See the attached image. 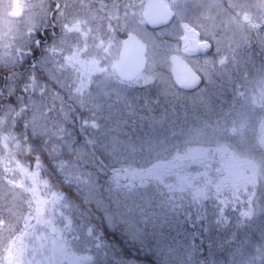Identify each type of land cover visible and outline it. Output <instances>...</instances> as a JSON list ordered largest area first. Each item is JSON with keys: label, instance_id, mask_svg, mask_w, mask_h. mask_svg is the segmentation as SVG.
I'll use <instances>...</instances> for the list:
<instances>
[{"label": "trees", "instance_id": "obj_1", "mask_svg": "<svg viewBox=\"0 0 264 264\" xmlns=\"http://www.w3.org/2000/svg\"><path fill=\"white\" fill-rule=\"evenodd\" d=\"M246 35L194 58L210 71L192 91L162 65L127 96L105 99L93 79L70 93L54 79L71 77L75 38L48 59L50 39L32 44L60 75L0 64V264H264V45ZM202 128L150 159L121 148Z\"/></svg>", "mask_w": 264, "mask_h": 264}, {"label": "rangeland", "instance_id": "obj_2", "mask_svg": "<svg viewBox=\"0 0 264 264\" xmlns=\"http://www.w3.org/2000/svg\"><path fill=\"white\" fill-rule=\"evenodd\" d=\"M58 1H61L64 5L63 12L70 5V0ZM165 1L177 11L174 21L169 26L157 31H149L144 26L142 27L132 24L131 29H129L130 31L137 33L148 46L147 56L149 68L147 70L149 73L141 75L132 83L124 84L116 79L113 71L119 48L118 41L114 44H109L108 41H103L98 47L93 49L94 52L92 49L90 51L87 49L84 50L85 53L82 55L76 50L80 47L76 41L72 48L74 51L68 56L73 62L69 60L66 65L71 71V77H67L63 80L54 79L56 84L63 89L64 86L62 81L66 80L67 88L69 90L68 92L76 94L77 90L84 88V80L93 79L96 89L100 92L101 97L109 99L112 97L117 98L120 96H127L132 86L153 80V77L151 78V76L155 77L156 74L151 73V66L155 68L163 65L169 70L167 58L170 54H178L177 44L173 38L177 39V36L182 35L181 26L198 29L197 31H199L200 37L202 39L210 40V46H213L214 44V48L225 47L228 40L231 41L229 43L234 46L243 43L245 42L243 39L248 37L246 32L255 34L258 37V40L262 39L264 45V0ZM229 7L237 10V12L234 14L233 11L229 10ZM34 9L38 10L36 8V3L33 6L31 0H0V64L18 66L22 64L23 60L26 61V58H28L30 42L27 37L29 36L31 28L33 24H35L37 18L33 13L35 11H32ZM17 11L23 13V16L20 19L7 16L9 12ZM71 24L78 26L81 31L83 30V27L88 25L86 20H82L81 22L73 21ZM78 34L79 33L73 34L76 40H79L77 37ZM162 37H169L172 41L170 42L166 40L161 42L160 38ZM70 43L73 42L70 40L69 44ZM54 48V45H52L47 49L50 58L55 54ZM181 49L183 50V48ZM188 61L202 76L203 80L205 82L208 81V72L210 69L203 68V66L196 62L192 57L188 58ZM224 62L225 60L221 59L223 65ZM46 63L47 62L44 61V59L38 60L36 61V66L43 68L44 70H51L49 72L50 75L52 72L54 76L61 74V66L53 67L52 70V66L56 65L53 63L51 66V64L48 65ZM30 76L32 77V73ZM64 90L67 89L64 88ZM11 91L12 89L5 88L2 90V93H11ZM158 91L160 90L158 89ZM162 92H164V90L160 91V93ZM34 93L35 90L32 86H28L24 89V95L26 96L32 97ZM2 117L3 113L0 115L1 119ZM193 138L197 140H205V129H196L194 131L184 132V134L178 133L167 136L151 143H144L142 147L133 148L132 144L127 143L125 147L121 146V148L122 150L126 149L127 153H129L128 155L133 156V158L143 160L156 157L160 151L175 143L178 144L179 142L192 140ZM118 147L119 146L116 145V148ZM43 211L44 206H39L35 209V215L32 216L33 225L39 223L38 217ZM84 261V259H80L74 261L72 264H84Z\"/></svg>", "mask_w": 264, "mask_h": 264}, {"label": "flooded vegetation", "instance_id": "obj_3", "mask_svg": "<svg viewBox=\"0 0 264 264\" xmlns=\"http://www.w3.org/2000/svg\"><path fill=\"white\" fill-rule=\"evenodd\" d=\"M47 1V7L42 13L40 10H32L36 12L33 13L37 16L36 22L31 28L29 40L28 66L32 70L36 67V61L42 60L44 57V54L40 52L39 55H35L34 44L38 49H41L40 46H46L50 39L51 41L49 42L51 44L49 48L54 45V50H57L59 49L57 44L64 43L65 45L63 46L67 47L68 41L75 38L73 34L79 33L77 36L79 40H77V42L80 47H83V50H85L84 48L89 42H97V45H99L103 41H108L109 44H114L118 41L120 47L122 39L125 38L128 33H134L139 37L137 33L129 30L132 24L144 26L148 29L142 20V7L145 0H70V5L64 12V5L61 1ZM163 1L174 11L173 22L177 11L173 9L167 1ZM82 20H86L88 24L86 27H83L82 31L79 30L78 26L71 24L73 21L81 22ZM59 22L60 25L57 24ZM181 27L182 38L180 35L177 36V39L173 38L177 44L178 54L170 55L180 56L189 63L188 58H196L198 54L202 53L201 50L194 47L191 39H196L198 42H206L209 46L211 42L210 40L202 39L199 31H197L198 29L187 26ZM186 31H188V34H186ZM100 34H102L101 37ZM100 38H104V40L100 41ZM188 41L189 45L187 46L186 43ZM189 48H191V50ZM47 49L48 48H45L44 51L48 59L47 56L49 52ZM2 95V90H0V97Z\"/></svg>", "mask_w": 264, "mask_h": 264}, {"label": "water", "instance_id": "obj_4", "mask_svg": "<svg viewBox=\"0 0 264 264\" xmlns=\"http://www.w3.org/2000/svg\"><path fill=\"white\" fill-rule=\"evenodd\" d=\"M21 11L9 12L8 17L21 18ZM174 18V11L163 0H145L142 7V20L150 29H159L169 25ZM188 34V31H186ZM194 47L199 50L207 49L205 42L191 39ZM189 41L186 43L187 46ZM191 50V48H189ZM169 76L172 84L182 91H192L201 84L200 75L182 57L170 55ZM147 45L134 33H128L122 39L113 67L116 79L122 83L133 82L147 67Z\"/></svg>", "mask_w": 264, "mask_h": 264}, {"label": "snow or ice", "instance_id": "obj_5", "mask_svg": "<svg viewBox=\"0 0 264 264\" xmlns=\"http://www.w3.org/2000/svg\"><path fill=\"white\" fill-rule=\"evenodd\" d=\"M0 223H2V222H0Z\"/></svg>", "mask_w": 264, "mask_h": 264}]
</instances>
